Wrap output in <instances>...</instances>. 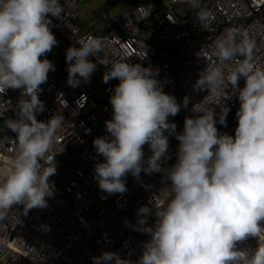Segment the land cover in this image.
I'll return each instance as SVG.
<instances>
[{
	"label": "clouds",
	"instance_id": "obj_1",
	"mask_svg": "<svg viewBox=\"0 0 264 264\" xmlns=\"http://www.w3.org/2000/svg\"><path fill=\"white\" fill-rule=\"evenodd\" d=\"M133 1L135 5L143 0ZM184 2L207 29L211 13L200 0ZM63 12L60 0H0V96L7 89L21 93L16 117L0 120V127L15 133L5 136H14L15 146L7 167L0 169V222L7 219L12 205L21 204L25 211L44 208L45 197L53 193L48 179L55 172L51 149L64 126L63 116L55 113L44 121L35 113L43 109L40 85L54 69L49 59L41 58L57 43L50 17L61 18ZM78 17L80 34L100 28L82 33ZM254 46L247 31L238 27H228L216 38L211 48L216 62L206 63L193 84L206 94L192 104L193 115L185 116L178 133L167 117L174 116L180 105L162 91L157 69L127 60L107 64L103 79L119 82L109 96L113 109L111 119L105 120L109 135L92 141L103 157L94 165L98 187L110 194L123 192L122 177L138 176L142 170L163 172L170 183L160 198L150 201L151 206L137 209L134 227L150 237L138 259L133 262L103 251L92 257V264H264L260 223L264 221V64L255 60ZM98 52L105 53L98 37L88 35L76 40V46L69 40L59 51L57 57L63 56L58 67L55 58V67L61 69L66 62V82L75 87L94 71L96 64L88 57ZM241 77L244 83L237 86ZM229 85L239 101L232 135L216 128L217 122L225 121L228 108L223 99L229 96ZM186 102L187 98L182 101ZM213 104L220 107L215 117ZM8 107L0 99V116ZM166 132L175 135L178 145L175 162L162 167L161 158H168ZM145 144L150 150L147 157ZM149 215L154 217L151 225L146 223ZM248 236L257 238L256 247L237 248V242Z\"/></svg>",
	"mask_w": 264,
	"mask_h": 264
},
{
	"label": "built area",
	"instance_id": "obj_2",
	"mask_svg": "<svg viewBox=\"0 0 264 264\" xmlns=\"http://www.w3.org/2000/svg\"><path fill=\"white\" fill-rule=\"evenodd\" d=\"M82 2L60 0L62 17H50L57 43L41 57L49 59L54 69L49 70L47 80L40 85L38 97L43 109L35 113L36 119L47 121L56 113L63 116L64 123L51 149L55 172L48 179L54 186L53 193L45 197L44 208L25 211L21 204L11 206L7 219L0 222V264H92V257L103 251L134 262L150 238L134 227L137 209L151 206L150 201L163 194L162 188L170 183L163 172L142 170L138 176L125 174L122 179L126 190L111 194L100 189L94 179V165L103 157L92 141L109 135L105 129V120L111 119L113 111L109 96L119 82L115 78L103 79L110 61L127 60L158 70L162 91L174 96L180 105L174 116L167 117L175 122L177 133L183 130L185 116L193 115L192 104L206 94L194 89L193 84L206 63L216 62L211 48L226 28L246 30L254 41L255 60L264 64V0H200L211 13L207 29L199 25L194 10L184 0H143L116 15L104 12L97 31L80 34L76 19ZM88 35L104 42L105 53L88 57L96 67L87 80L81 79L73 87L66 82L67 63L56 68L55 58L64 43L71 40L76 46V40ZM243 83L241 77L237 86ZM230 90L231 85L226 89L228 98L223 99L228 108L225 121L217 122L216 128L218 133L232 135L239 101ZM20 95L19 89H7L0 96L9 105L0 116L1 121L16 117ZM185 98L186 104L182 103ZM211 107L215 117L220 107ZM165 134L168 158L162 157L161 165L169 167L176 159L178 141L173 133ZM14 146V136L0 140V169L7 167ZM142 150L145 157L150 155L147 144ZM152 222L153 216L149 215L146 223ZM256 244L257 238L248 236L237 242V248L251 250Z\"/></svg>",
	"mask_w": 264,
	"mask_h": 264
},
{
	"label": "rangeland",
	"instance_id": "obj_3",
	"mask_svg": "<svg viewBox=\"0 0 264 264\" xmlns=\"http://www.w3.org/2000/svg\"><path fill=\"white\" fill-rule=\"evenodd\" d=\"M133 0H85L82 4L78 17V24L81 28L82 33L95 31L101 25V15L104 11H108L110 14H117L121 10L132 7L134 5ZM62 55L57 57L56 65L60 64ZM15 134L6 127H0V140L6 135ZM175 160L171 161V166ZM154 220V217H153Z\"/></svg>",
	"mask_w": 264,
	"mask_h": 264
},
{
	"label": "trees",
	"instance_id": "obj_4",
	"mask_svg": "<svg viewBox=\"0 0 264 264\" xmlns=\"http://www.w3.org/2000/svg\"><path fill=\"white\" fill-rule=\"evenodd\" d=\"M0 126H2V125L0 124Z\"/></svg>",
	"mask_w": 264,
	"mask_h": 264
},
{
	"label": "water",
	"instance_id": "obj_5",
	"mask_svg": "<svg viewBox=\"0 0 264 264\" xmlns=\"http://www.w3.org/2000/svg\"><path fill=\"white\" fill-rule=\"evenodd\" d=\"M139 1H142V0H139Z\"/></svg>",
	"mask_w": 264,
	"mask_h": 264
}]
</instances>
